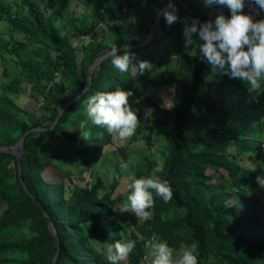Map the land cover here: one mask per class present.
<instances>
[{
	"label": "trees",
	"instance_id": "trees-1",
	"mask_svg": "<svg viewBox=\"0 0 264 264\" xmlns=\"http://www.w3.org/2000/svg\"><path fill=\"white\" fill-rule=\"evenodd\" d=\"M71 2L92 3L99 37L90 33L94 26L85 31L77 28ZM168 3L47 0L42 6L36 0H0V22L11 34L23 36V40L14 35L0 37V57L12 55L19 67L1 85L0 146L13 145L31 127H46L26 135L21 158V177L39 204L19 180L16 157L0 151V264H51L57 243L42 207L59 236L54 264H110L107 249L117 240L135 241L132 253L120 264H142L154 237L168 243L174 260L181 250L194 247L198 264H264V230L245 233V225L254 219L230 211L227 205L237 193L264 199V189L256 180L264 175V92L249 94L242 82L218 75L195 54L189 57L183 52L182 21L192 19L184 12L203 22L220 13L230 15L226 7L208 8L203 0H172L181 9L180 20L166 25L161 15L163 32L139 44ZM244 11L254 20L264 19V11L247 3ZM129 18L133 33L125 26ZM130 43L135 45L126 46ZM113 45L132 54L130 63L136 69L120 73L111 57H105L93 69L90 86L50 128L60 105L84 89L89 66ZM173 55L178 56V66L171 77L170 105L165 107L147 96L133 104L139 121L135 134L146 145H151L156 129L164 136L166 154L160 161L164 171L158 175L168 181L173 196L165 203L154 195V207L148 210L151 218L132 222L114 209L121 168L109 182L93 172L113 135L92 124L84 102L97 92L134 89L135 83ZM140 62L150 67L140 71ZM2 75L10 73L5 68ZM27 88L30 95L45 98L40 114L22 108L12 97ZM150 108L159 113L144 118ZM84 132L89 133V140L83 138ZM55 138L65 139L66 145L49 152L46 141ZM125 147H118L124 157ZM246 158L257 161L258 168L249 167ZM158 163L144 154L132 166V174L147 177ZM87 172L90 180L74 181L73 177Z\"/></svg>",
	"mask_w": 264,
	"mask_h": 264
},
{
	"label": "clouds",
	"instance_id": "clouds-1",
	"mask_svg": "<svg viewBox=\"0 0 264 264\" xmlns=\"http://www.w3.org/2000/svg\"><path fill=\"white\" fill-rule=\"evenodd\" d=\"M205 7L213 5L226 7L230 15L218 14L214 19L201 22L199 19L184 18L183 23V52L191 57L198 56L200 62L208 64L220 76L242 82L249 94L259 96L264 92V19L254 20L251 13L245 12L246 3L249 7L264 11V0H203ZM166 25H172L180 20L178 10L169 0L168 6L160 13ZM122 54H119L121 53ZM108 55L112 66L120 73L135 70L137 66L130 63L132 54L113 45ZM172 60L178 56L173 55ZM139 70L150 67L147 62H140ZM133 96L131 90L117 88L110 92H97L87 98L86 114L92 124L103 127L110 135L121 141L131 138L138 126L137 110L130 103ZM255 99V97H253ZM85 124L81 123L80 129ZM83 138L90 139L84 132ZM120 168L127 172L129 163L121 161ZM164 171L163 162H159L149 176L137 178L129 174L131 192L127 197L128 203L121 212H132L138 218L150 219L155 204L154 195L163 199L165 203L172 199L173 191L167 180L159 173ZM259 186L264 189V175L256 178ZM148 245L142 264H198L195 249L181 250L177 259H173V249L166 241L157 240ZM135 247V241H115L107 249V260L110 264H120L125 261Z\"/></svg>",
	"mask_w": 264,
	"mask_h": 264
},
{
	"label": "rangeland",
	"instance_id": "rangeland-1",
	"mask_svg": "<svg viewBox=\"0 0 264 264\" xmlns=\"http://www.w3.org/2000/svg\"><path fill=\"white\" fill-rule=\"evenodd\" d=\"M10 1V0H6ZM45 5L47 0H36ZM70 9L76 16V25L80 31H85L86 29L92 28L91 32L96 37H99V29L95 25H99L98 16L94 13V8H92V3L80 4L76 2L70 3ZM126 28L130 29L129 33H133V21L129 19L125 22ZM14 35V38L18 40H23V36L19 33L11 34L8 31L7 25L4 22H0V37H5L6 39ZM178 66V59L172 60L171 57L168 58L164 64H162L157 70L150 73L146 79L139 81L134 84L133 96L129 98V103L133 107L134 102L141 96H147L151 100L158 101L163 106H169L172 99V80L171 77L176 74V69ZM7 69L10 73L9 76L3 77L2 70ZM19 71L18 63L16 58L10 54L0 57V92L1 85L7 84V82L14 77ZM15 101L24 109L29 111H34L40 114L43 111V102L45 98L40 96L39 98L30 95L28 88L25 93H20L12 95ZM159 111L152 108L145 111L144 118L147 116L154 117ZM146 133V131H145ZM134 136H136L134 138ZM140 136V135H139ZM151 145H146L144 139L139 138L138 135L134 134L131 138L126 141H121L116 137H112L110 144L103 148V154L99 159L98 163L95 165L93 172L99 173L105 182H109L114 173H116L117 168H120V162L124 161L129 163V169L127 172L122 171V179L118 187L114 191L113 197L115 199L114 209L118 214L132 222L139 221L138 218L132 212H121L119 209L124 207L128 203L127 197L130 194L129 190L130 184V173L132 174V166L136 160L147 154L151 156L154 160L160 162L164 159L166 154V142L161 130L158 128L154 131L152 135ZM66 145L65 139L55 138L54 140L49 139L46 141L45 149L49 152L59 149V146ZM126 157L122 156L119 152V146H125ZM244 162L252 169L258 168V162L254 159H244ZM131 166V167H130ZM75 182L84 183L85 180H90L89 173L87 172L81 176L73 177ZM230 211L236 212L237 214H249L251 218L254 219L249 225H245V233H257L264 230V199L257 195L251 197V195H245L242 193L233 194L227 202ZM94 241V238L92 237ZM155 242V240H153ZM152 242V243H153ZM98 246L99 242H94Z\"/></svg>",
	"mask_w": 264,
	"mask_h": 264
},
{
	"label": "water",
	"instance_id": "water-1",
	"mask_svg": "<svg viewBox=\"0 0 264 264\" xmlns=\"http://www.w3.org/2000/svg\"><path fill=\"white\" fill-rule=\"evenodd\" d=\"M167 5L163 6L157 16H156V19L150 29V32L148 34V37L146 38L145 41L139 43V44H143L144 42H147L149 41L150 39H152L153 37H156V36H159L162 32H163V25L161 23V11L167 7ZM173 6L178 10V11H181V9L173 4ZM188 17L192 18L193 17L189 14H187L186 12H184ZM214 13V10L211 11V13L209 14V18H211V16L213 15ZM221 14V13H220ZM131 45H135L133 43H130L126 46H131ZM119 49V48H118ZM108 53L109 51L103 53L102 55H100L99 57L96 58V60L89 66V69H88V74H87V78H86V83H85V86H84V89L82 90L81 93H79L78 95L64 101L61 105H60V108H59V111H58V114H57V117L55 118L54 122L51 124L50 128H52L54 126V124L58 121V118L59 116L62 114V112L64 111L65 107H67L71 102H73L76 98H78L79 96L82 95V93L90 86L91 84V73L93 71V69L105 58L108 56ZM46 127H43V126H36V127H31L29 128L28 130H26L21 136L20 138L13 144V145H1L0 146V151H4V152H8V153H11L13 154L15 157H16V163H17V170H18V175H19V180L25 190V192H27V194H29L30 196H32V199L37 202V204H39V202L37 201V199L31 194V192L28 190V188L26 187V185L24 184L23 182V179L21 177V158L24 154V146H23V142H24V139L26 137V135L31 132V131H37V130H45ZM42 210L44 212V215L46 217V220H47V226H48V229L50 230L51 234L55 237L56 239V243H57V249L55 251V254H54V257L52 259V262L51 264H54L56 259H57V256H58V251H59V236L57 234V230L53 224V222L51 221L50 219V216L49 214L47 213V211L42 207Z\"/></svg>",
	"mask_w": 264,
	"mask_h": 264
}]
</instances>
